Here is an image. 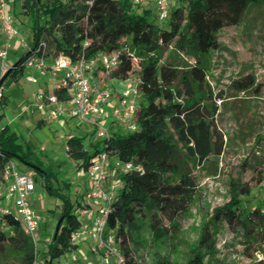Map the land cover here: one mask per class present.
<instances>
[{"label":"trees","instance_id":"1","mask_svg":"<svg viewBox=\"0 0 264 264\" xmlns=\"http://www.w3.org/2000/svg\"><path fill=\"white\" fill-rule=\"evenodd\" d=\"M263 3L264 0H177L165 26L153 10L134 8L129 0H22L20 14L33 23L32 50L44 39L50 57L64 55L75 62L83 56L89 59L119 50L121 64L110 78L123 82L139 73L142 97L136 132L112 128L110 138L98 139L90 150L85 146L86 136H72L68 140L69 156L86 171L102 151L142 168L121 176L123 185L108 221V228L114 229L122 241L129 264L138 263L130 258L125 246L127 227L139 217L151 214L152 229L161 237L167 230L163 227L164 220L175 223L195 202L198 183L192 175V166H202L211 157L224 154L225 136L216 123L217 99H223L224 95L211 89L206 61L212 51L220 48L218 33L241 24L250 6ZM172 47L189 54L196 63L180 69L165 61V54ZM30 55L27 52L6 72L9 75L0 88V102L5 99L3 90L24 76ZM233 86L237 92L260 89L253 75L234 81ZM3 117L0 115V123ZM256 142L264 147V134L258 135ZM30 155V148L22 144L9 126L0 127V181L6 165L14 159L34 167L29 162ZM38 171L48 181V175ZM261 177L264 178V172ZM47 188L63 205L48 246L46 264H54L79 249L71 237L83 222L75 213L81 203L76 205L49 182ZM252 191L250 184L232 181L230 202L216 208L204 223L187 264H207L208 257L216 254L213 226L223 221L233 234L244 239L246 256L254 258L262 253L263 258L257 264H264V211L260 207L247 209L241 198L249 197ZM5 219L9 231L0 229V252L19 259V264H35L37 253L31 238L18 221Z\"/></svg>","mask_w":264,"mask_h":264},{"label":"rangeland","instance_id":"2","mask_svg":"<svg viewBox=\"0 0 264 264\" xmlns=\"http://www.w3.org/2000/svg\"><path fill=\"white\" fill-rule=\"evenodd\" d=\"M21 2L17 0L19 21L31 28L32 20L20 14ZM44 24L42 20L41 26ZM162 24L166 26L168 21ZM22 29L20 38L25 42L24 46L9 48L6 64L18 62L32 44L31 31L26 35L25 27ZM218 41L220 48L212 51L206 61L207 81L215 94L224 95L223 99H217L219 111L216 123L225 136V152L221 157H211L202 166H192V175L198 183L195 202L189 212L175 223L164 220L163 227L167 230L161 237H157L152 229L151 214L139 217L127 227L125 246L130 258L138 264H158L159 261L187 264L204 223L216 208L230 202L233 180L248 183L253 189L249 197H241L243 205L249 210L260 207L264 211V178L261 177L264 172V147L256 142L257 136L264 134V3L250 6L238 26L222 29L218 33ZM13 43L14 40L11 45ZM164 60L180 69L196 63L189 54L173 47L166 52ZM2 70L0 61V80L9 69L5 72ZM29 73L31 69L26 68L20 82L3 90L5 99L0 102V114L3 111L6 116L1 120L0 127L9 126L20 137L22 144L30 148L29 162L48 175L46 181L41 172L19 159L13 160L18 172L31 171L35 176L36 191L31 203L44 219L35 251L38 263L46 264L49 260L48 246L57 230L63 206L61 200L50 195L47 183L58 192L70 196L76 205L80 199L82 202V194L90 188L89 175L69 156L68 140L72 136H86L85 146L90 150L98 139L93 134L95 128L92 124L77 119L62 118L44 127L39 126V120L41 116H46V112L37 109L35 98L33 106L29 107L26 96H31L33 89L39 85L45 87L46 81L50 92L52 86L48 76L37 78L39 85L27 82ZM250 75L255 77L260 89L237 92L233 82ZM133 78L138 80L139 73ZM260 178L262 182L258 181ZM117 181L122 182L121 176ZM79 211L80 208L75 211L78 216ZM213 231L216 254L208 257L207 264H257L263 258L262 253L255 254L254 258L246 256L244 239L233 234L226 222L214 225ZM87 247L86 240L77 251L63 256L54 264H101L96 255L86 250ZM0 264H19V259L0 252Z\"/></svg>","mask_w":264,"mask_h":264},{"label":"built area","instance_id":"3","mask_svg":"<svg viewBox=\"0 0 264 264\" xmlns=\"http://www.w3.org/2000/svg\"><path fill=\"white\" fill-rule=\"evenodd\" d=\"M134 8L154 9L159 22L169 21L172 8L177 0H129ZM91 5L92 2H87ZM14 15L7 12V0H0V35L4 36L5 47L0 49L2 71L10 70L6 64L11 41L19 37L20 29ZM88 42L85 43L87 45ZM47 42L42 39L37 49H31V55L26 61V68L39 71L48 76L52 91L40 87L35 93V102L40 112H46L48 123L77 119L88 122L95 128L97 139H108L112 128L134 133L139 129L137 111L142 93L138 88V80L134 76L121 82L122 89L117 104L112 105L114 91L108 85H98L91 80L97 69H102L110 78L111 73L121 64L122 51L100 53L91 58L83 56L78 61L60 55L52 58L47 54ZM135 62L137 60L134 58ZM30 83L37 84L35 75L26 77ZM61 94V96L59 95ZM2 94L0 93V97ZM142 171L133 162H123L111 157L107 151H102L93 160L88 169L90 188L83 195L80 207L82 227L74 232L71 241L82 246L88 241L87 250L96 255L101 264H129L122 250V241L114 229L108 228L112 204L117 199L122 188L118 177L133 171ZM36 190L34 173L18 172L13 161L4 169L3 180L0 181V229L8 230L6 217L19 222L35 248L38 246L39 230L43 217L36 212L31 203V197ZM84 219H87L84 222ZM9 231V230H8ZM13 235V232L10 231ZM262 258H260L261 260ZM35 264H39L38 261Z\"/></svg>","mask_w":264,"mask_h":264},{"label":"crops","instance_id":"4","mask_svg":"<svg viewBox=\"0 0 264 264\" xmlns=\"http://www.w3.org/2000/svg\"><path fill=\"white\" fill-rule=\"evenodd\" d=\"M21 6H22V4H21ZM7 12L10 13V14H12V15H14L16 17V19L18 21L17 23H18L19 29L21 28L20 35H21V33H23V29H22L23 27H25V30H26V33L25 34L28 35L29 32L31 31V28L28 26V24H26V25L22 24V22L19 21L20 19L16 16L17 15V0H7ZM20 35H19L18 38L14 39V43L11 45L10 48H18L19 46H21V47L24 46V43L25 42H23L22 38H20ZM31 43L32 44H30V48H29V50L27 52H30L31 49L33 48V41ZM3 47H5V39H4V36H1L0 35V49H2ZM9 54H10V50H9ZM8 58H9V55H8ZM8 65L11 66V67L13 66V64H8ZM31 74L35 75L36 78H40V79L43 78V76H44L39 71H36V70L35 71H31ZM29 75H30V73H29ZM91 80L94 83L98 84V85H108L109 87H111L113 89V91H114V96H113V99H112V103L111 104L112 105L117 104V102L119 100V96H120L119 93H120V90L122 89L121 82L117 81L118 83H115L116 80H113V79L109 78L102 69H97L93 73V75L91 77ZM12 85H15V84L13 83ZM37 85H39V83H37ZM44 85H45V88L46 89H49L48 88L49 86L47 85V81L45 82ZM40 87H43V85H39L35 89H33L32 94H31L32 98H31V96H28V97L26 96V99H27L26 102H29L30 103L29 104V107L30 106H33V103L34 102H32V101L35 98L36 91ZM3 94H4V91H3ZM4 96H5V94H4ZM26 111H29V109L26 108ZM0 115L6 116V112H3L2 111V113ZM38 124H40L39 126H43L44 127V125H48L50 123H48V121L46 120V117L45 116L44 117L41 116ZM84 194H82V198H83V195ZM79 203H81V199H80Z\"/></svg>","mask_w":264,"mask_h":264},{"label":"water","instance_id":"5","mask_svg":"<svg viewBox=\"0 0 264 264\" xmlns=\"http://www.w3.org/2000/svg\"><path fill=\"white\" fill-rule=\"evenodd\" d=\"M8 75H9V72L6 73V74L2 77V79L0 80V88H1V86L3 85L4 81L7 79ZM32 168H33V169H36V170L38 171V168H35V167H32Z\"/></svg>","mask_w":264,"mask_h":264}]
</instances>
